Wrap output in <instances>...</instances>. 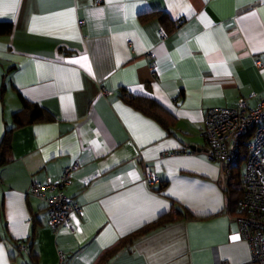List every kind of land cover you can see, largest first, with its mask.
I'll list each match as a JSON object with an SVG mask.
<instances>
[{
  "label": "crops",
  "instance_id": "1",
  "mask_svg": "<svg viewBox=\"0 0 264 264\" xmlns=\"http://www.w3.org/2000/svg\"><path fill=\"white\" fill-rule=\"evenodd\" d=\"M6 22L13 27L0 31V264H97L176 207L193 217L127 243L105 264L252 259L204 130L211 108L264 98V0H0ZM124 94L154 98L170 128ZM26 104L46 118L33 119ZM21 111L25 124L17 126ZM74 163L62 190L82 210L72 227L55 229L32 185L59 181ZM146 165L159 183H147Z\"/></svg>",
  "mask_w": 264,
  "mask_h": 264
},
{
  "label": "built area",
  "instance_id": "2",
  "mask_svg": "<svg viewBox=\"0 0 264 264\" xmlns=\"http://www.w3.org/2000/svg\"><path fill=\"white\" fill-rule=\"evenodd\" d=\"M167 36L165 29L161 30ZM153 71L155 70V65ZM208 143L207 156L224 166L227 175L242 171L244 195L238 213L237 236L249 241L252 259L246 264H264V98L252 106L242 98L236 106L213 107L207 115L204 130ZM78 164L65 168L59 181L37 180L31 192L48 204L50 222L55 229L72 227V214L81 211V206L62 188L71 181ZM145 180L151 185L160 182L152 166H145ZM23 250L28 246L20 244ZM28 264V263H26ZM218 264H230L221 260Z\"/></svg>",
  "mask_w": 264,
  "mask_h": 264
},
{
  "label": "trees",
  "instance_id": "3",
  "mask_svg": "<svg viewBox=\"0 0 264 264\" xmlns=\"http://www.w3.org/2000/svg\"><path fill=\"white\" fill-rule=\"evenodd\" d=\"M175 26V25H173ZM13 24L11 22L0 23V31L9 32L11 31ZM168 32V31H167ZM128 102L133 104L134 106L142 109L146 113L151 114L156 119H158L165 127L170 128V123L167 119V116L163 113V110L160 104L154 99L149 97H142V96H129L127 94L123 95ZM27 107L32 106L30 104H26ZM29 108V109H31ZM25 111L28 110L27 108L24 109ZM23 110V111H24ZM35 112V118L33 119H43L46 118L44 116V111L41 109L40 106L34 105L31 109ZM23 111L16 113V125L20 126L25 124L23 119ZM48 117V116H47ZM10 139L7 135V140L3 142V151L4 155H6L8 149L10 148ZM228 176L227 182V193L229 196V209L231 213L234 215L238 213L240 201L244 195V186H243V178H242V171L241 169H237L236 173H231ZM193 217V214L189 209H183L180 207H176L175 209L167 212L166 214L162 215L158 219L154 220L153 222L143 226L139 230L132 232L125 238H123L118 244H115L111 248L107 249L103 254L100 256L97 264H105L107 261L114 255H116L123 246L127 245V243L139 239L140 237L144 236L147 233H150L160 227L168 225L182 217Z\"/></svg>",
  "mask_w": 264,
  "mask_h": 264
},
{
  "label": "rangeland",
  "instance_id": "4",
  "mask_svg": "<svg viewBox=\"0 0 264 264\" xmlns=\"http://www.w3.org/2000/svg\"><path fill=\"white\" fill-rule=\"evenodd\" d=\"M242 171H243V173L245 172V166L244 165H242Z\"/></svg>",
  "mask_w": 264,
  "mask_h": 264
},
{
  "label": "snow or ice",
  "instance_id": "5",
  "mask_svg": "<svg viewBox=\"0 0 264 264\" xmlns=\"http://www.w3.org/2000/svg\"><path fill=\"white\" fill-rule=\"evenodd\" d=\"M83 59H86V57H85V58H83Z\"/></svg>",
  "mask_w": 264,
  "mask_h": 264
}]
</instances>
